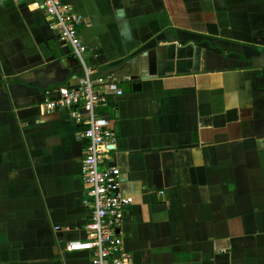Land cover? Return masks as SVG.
<instances>
[{
	"label": "crops",
	"instance_id": "0c3cea01",
	"mask_svg": "<svg viewBox=\"0 0 264 264\" xmlns=\"http://www.w3.org/2000/svg\"><path fill=\"white\" fill-rule=\"evenodd\" d=\"M65 1L88 64L123 88L132 264H264V0ZM78 69L38 0H0V264H89L66 249L89 236L85 140L43 105Z\"/></svg>",
	"mask_w": 264,
	"mask_h": 264
},
{
	"label": "built area",
	"instance_id": "2783aa9c",
	"mask_svg": "<svg viewBox=\"0 0 264 264\" xmlns=\"http://www.w3.org/2000/svg\"><path fill=\"white\" fill-rule=\"evenodd\" d=\"M38 2L79 68L76 84L57 86L55 95L43 101L49 111L67 110L71 121L81 127L85 140L81 202L86 209L84 228L89 236L68 242L66 249L86 252L89 264H132L131 253L123 246L125 232L121 226L133 198L125 192L124 175L114 160L117 133L112 125L115 108L110 103L111 98L123 94L120 79L86 62L87 46L80 36L83 18L74 7L65 0Z\"/></svg>",
	"mask_w": 264,
	"mask_h": 264
},
{
	"label": "trees",
	"instance_id": "16d2710c",
	"mask_svg": "<svg viewBox=\"0 0 264 264\" xmlns=\"http://www.w3.org/2000/svg\"><path fill=\"white\" fill-rule=\"evenodd\" d=\"M51 49L54 51V53L56 54V51H57V49H56V46H51Z\"/></svg>",
	"mask_w": 264,
	"mask_h": 264
},
{
	"label": "water",
	"instance_id": "95a60500",
	"mask_svg": "<svg viewBox=\"0 0 264 264\" xmlns=\"http://www.w3.org/2000/svg\"><path fill=\"white\" fill-rule=\"evenodd\" d=\"M62 42H63V41H62ZM135 85H138V87H139V84L137 83V84H134V85L132 86L133 89H135Z\"/></svg>",
	"mask_w": 264,
	"mask_h": 264
},
{
	"label": "rangeland",
	"instance_id": "374dc122",
	"mask_svg": "<svg viewBox=\"0 0 264 264\" xmlns=\"http://www.w3.org/2000/svg\"><path fill=\"white\" fill-rule=\"evenodd\" d=\"M75 58V57H74ZM84 58H85V60H86V62H87V59H86V54L84 55ZM88 63V62H87Z\"/></svg>",
	"mask_w": 264,
	"mask_h": 264
}]
</instances>
